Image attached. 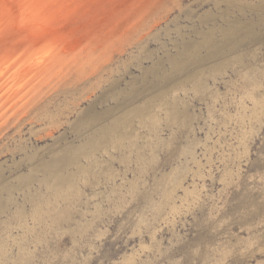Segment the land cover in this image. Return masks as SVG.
Returning a JSON list of instances; mask_svg holds the SVG:
<instances>
[{
  "label": "rangeland",
  "instance_id": "obj_1",
  "mask_svg": "<svg viewBox=\"0 0 264 264\" xmlns=\"http://www.w3.org/2000/svg\"><path fill=\"white\" fill-rule=\"evenodd\" d=\"M245 2L233 15L253 38L182 82L171 57L208 26L222 38L224 1L0 0V264H264V0ZM172 85L132 142L60 166L62 187L44 180L132 87Z\"/></svg>",
  "mask_w": 264,
  "mask_h": 264
},
{
  "label": "bare ground",
  "instance_id": "obj_2",
  "mask_svg": "<svg viewBox=\"0 0 264 264\" xmlns=\"http://www.w3.org/2000/svg\"><path fill=\"white\" fill-rule=\"evenodd\" d=\"M223 1L226 3V7L223 8V11L221 13H219L220 23L221 18L225 20V23L223 25L220 24V35L222 36V38H220V40L216 39L217 37L215 35V27L208 26L207 30L202 31L205 35L204 39L201 42L196 43L195 41H186L182 44L181 49H178L179 52L177 53V55H173L171 57L170 60L173 70H176L179 73H184L183 76H186V80L182 82L191 81L192 78L199 77V73H201L200 70H202V68L200 69L199 66L194 73L187 72L186 74L185 71L191 65V63L195 62L196 60L203 61V59H205L206 57H209L208 60L210 58L214 59L216 57H219L225 51H229L230 49L235 48L236 43L241 38H245L246 36L250 37V39L253 38L255 29L253 26V22H251L250 20L241 22L240 17H235V15H233L235 13V11L233 10H236L233 9L234 7L237 8V10L241 11L247 10L245 9L247 8L245 0H214L215 4H221V2L223 3ZM208 22H213L216 24V22L213 20V16H211L207 20V23ZM202 48L207 49L208 53L206 55H202L200 53ZM198 55H200V59H196V56ZM224 64L225 61H218L213 65V67L219 68ZM155 67H157V65ZM154 74L156 75V73ZM167 77L168 73L166 72L165 78ZM156 86L157 85H155V88ZM175 87L176 85H172L166 89L161 90L160 92H157V94L155 95L148 93V95L146 96L142 94L147 92L148 88H145L144 91L140 92L137 86L132 87L130 92L127 93V96L121 98V101L119 102V106H122L123 103H125L126 106L121 110L119 115L116 116V114H114L113 120L102 128V133H99V135L91 136L85 143L81 145L71 146L59 151L58 156L56 157L54 162H49L46 164L43 163L40 165V167L45 172L44 180L48 182L52 187H62L68 181L69 176L64 172L62 174L59 173L58 168H60V166L73 163L75 158L80 154H84L86 156L90 155L93 150L98 147V145L106 141L114 140L116 143L120 142L122 143V145H124V142L122 141L128 138L131 139L130 142H132V138L136 137L134 125L136 119H141L140 123L144 122L143 118L156 120L157 115L156 111L154 110V106L158 104L156 103V98L163 97L169 91L174 90ZM200 89H202V87H200ZM140 95L142 96L139 98ZM145 97L148 100L146 99L144 101ZM138 101H141L142 103H138ZM160 101V104L166 106L165 109L172 112L173 116L179 115L181 113V110L177 105H166L167 102L164 101V98H162ZM99 116L100 114L97 113L86 114L83 117V123L89 125L90 121L96 120L97 118H99ZM102 134L104 139H101ZM31 178V174H24L23 176L19 177L20 183L26 184L29 182V180H31Z\"/></svg>",
  "mask_w": 264,
  "mask_h": 264
}]
</instances>
